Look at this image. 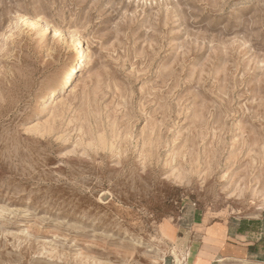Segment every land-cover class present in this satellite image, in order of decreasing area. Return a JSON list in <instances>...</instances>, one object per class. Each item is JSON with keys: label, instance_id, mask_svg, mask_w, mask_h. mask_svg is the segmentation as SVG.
Masks as SVG:
<instances>
[{"label": "rangeland", "instance_id": "374dc122", "mask_svg": "<svg viewBox=\"0 0 264 264\" xmlns=\"http://www.w3.org/2000/svg\"><path fill=\"white\" fill-rule=\"evenodd\" d=\"M243 218L264 222V0H0V264H203Z\"/></svg>", "mask_w": 264, "mask_h": 264}, {"label": "crops", "instance_id": "0c3cea01", "mask_svg": "<svg viewBox=\"0 0 264 264\" xmlns=\"http://www.w3.org/2000/svg\"><path fill=\"white\" fill-rule=\"evenodd\" d=\"M253 220L216 221L205 232V247L198 258L203 264H222L255 259L264 264V222L253 227Z\"/></svg>", "mask_w": 264, "mask_h": 264}, {"label": "bare ground", "instance_id": "6f19581e", "mask_svg": "<svg viewBox=\"0 0 264 264\" xmlns=\"http://www.w3.org/2000/svg\"><path fill=\"white\" fill-rule=\"evenodd\" d=\"M81 55H82L83 58L80 60L79 64L76 67L74 65V67L69 68L67 70L66 82H65L66 84H68L70 82V78H71L72 74L76 71L77 68L80 69V65H82V61L85 60V56H84V53L83 52H81ZM55 94L56 93L53 92L52 96L55 95Z\"/></svg>", "mask_w": 264, "mask_h": 264}]
</instances>
